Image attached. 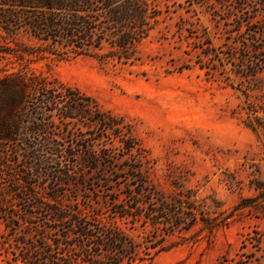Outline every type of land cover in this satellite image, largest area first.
Here are the masks:
<instances>
[{"label": "rangeland", "instance_id": "obj_1", "mask_svg": "<svg viewBox=\"0 0 264 264\" xmlns=\"http://www.w3.org/2000/svg\"><path fill=\"white\" fill-rule=\"evenodd\" d=\"M150 1L161 14L132 65L25 63L19 51L39 42L0 18L1 77L56 79L115 124L84 112L66 121L30 100L20 135L0 147V264H264V70L252 81L239 68L246 43L264 45L253 34L264 29V0ZM87 145L100 157L85 166L71 155ZM66 150L70 161L59 162ZM58 171L72 176L59 184ZM53 197L89 234L113 228L125 244L97 258L71 218L54 222L24 202Z\"/></svg>", "mask_w": 264, "mask_h": 264}, {"label": "trees", "instance_id": "obj_2", "mask_svg": "<svg viewBox=\"0 0 264 264\" xmlns=\"http://www.w3.org/2000/svg\"><path fill=\"white\" fill-rule=\"evenodd\" d=\"M160 14L150 0H0L1 20L13 28V19H17L19 29H27L39 42L38 47L21 48L19 51L17 57L25 63H34L52 56L58 61L90 57L99 59L102 63L111 60L123 65L135 64L139 60L137 48L150 36ZM241 23L242 21L237 26V32L242 27ZM253 34L264 37V29L254 31ZM106 42L110 43L112 50L103 53ZM244 48L248 50L250 57L243 56L239 68L247 72V77L252 81H257L258 75L264 70V45L256 47L246 43ZM36 96L44 100L46 105L54 106L51 112H60L63 120H74L84 112L95 125L105 124L108 130L115 127L94 101L78 90L66 87L56 79L51 80L42 74L22 70L0 76V147L13 142L20 135L24 114L28 113L30 100ZM81 153L82 156H71L85 166L93 165L100 157L92 145L83 146ZM64 154L62 158L59 157V162L63 159L70 161L69 152L66 150ZM42 162L39 159L37 169L42 166ZM55 174V182L59 184H62V178L72 176L71 171H58ZM51 200L55 202L53 205H40L35 204L32 199L24 198L29 209L37 208V214L41 215L45 211L51 213L54 222L64 223L71 218L78 231L75 239L92 241V248L97 250V258L102 256L105 249L125 244L123 234L120 235L113 228L108 229L102 237L89 234L93 230L90 223L74 219V214L69 217L68 211L63 209L57 197ZM46 239L42 237V240L47 241ZM79 244L82 247L80 242ZM49 246L53 248L56 244ZM43 248L47 251L49 247L44 244Z\"/></svg>", "mask_w": 264, "mask_h": 264}]
</instances>
